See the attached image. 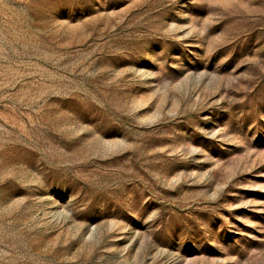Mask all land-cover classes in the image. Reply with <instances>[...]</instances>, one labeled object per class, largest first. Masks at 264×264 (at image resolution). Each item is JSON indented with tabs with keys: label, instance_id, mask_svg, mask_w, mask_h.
Wrapping results in <instances>:
<instances>
[{
	"label": "rangeland",
	"instance_id": "1",
	"mask_svg": "<svg viewBox=\"0 0 264 264\" xmlns=\"http://www.w3.org/2000/svg\"><path fill=\"white\" fill-rule=\"evenodd\" d=\"M0 264H264V0H0Z\"/></svg>",
	"mask_w": 264,
	"mask_h": 264
}]
</instances>
